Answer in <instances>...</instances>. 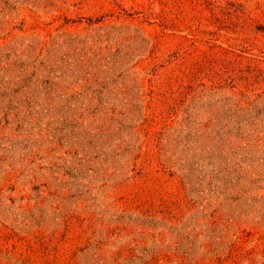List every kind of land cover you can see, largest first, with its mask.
Listing matches in <instances>:
<instances>
[{
	"label": "rangeland",
	"instance_id": "obj_1",
	"mask_svg": "<svg viewBox=\"0 0 264 264\" xmlns=\"http://www.w3.org/2000/svg\"><path fill=\"white\" fill-rule=\"evenodd\" d=\"M0 264H264V0H0Z\"/></svg>",
	"mask_w": 264,
	"mask_h": 264
}]
</instances>
